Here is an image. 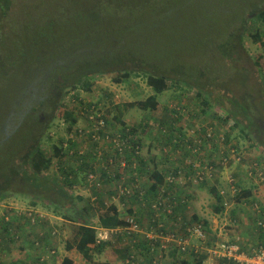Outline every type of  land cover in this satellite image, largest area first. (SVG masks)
<instances>
[{
    "label": "rangeland",
    "instance_id": "1",
    "mask_svg": "<svg viewBox=\"0 0 264 264\" xmlns=\"http://www.w3.org/2000/svg\"><path fill=\"white\" fill-rule=\"evenodd\" d=\"M263 1L10 0L11 4H7L0 12V19H7L8 21L7 25H5L7 21L4 22L5 26L0 30V34L5 40L12 39L10 36L14 34L11 28V19L16 20L17 30H21L22 24L27 23L30 18L40 19L42 25L48 18L51 19L56 15L60 23L57 38L58 47L57 41H54L52 48L47 45L46 49L42 51V47L34 55L27 51L29 57H23L22 54L18 53L19 59H17L13 69L10 65L11 60L8 61L6 56H3L5 58L3 62L8 63L7 67L9 66V69L0 67V120L4 118L7 109H9V125L11 128L16 127L20 115H23V112L18 110L19 106L26 103L27 110L31 89H36L37 92L43 90L42 84L44 83L42 82L41 73L47 70H53V73H56V69L53 67L54 61L56 65H71L69 67L76 69L73 71V75H80L85 72L86 65L89 63L104 66L102 67L106 71L104 74H96L90 77L93 84L92 89L89 92L81 90L78 95L82 101L100 105V108L107 115L109 114L108 117L111 119L117 113L115 110L116 105L121 107L124 104H135L152 94V90L146 83L147 73L156 70L166 72L168 73L166 76L180 79V81L181 77L186 78L191 81L190 90L179 82L180 84L170 87L158 96L159 105L155 112H142L136 106H133L124 112V122L134 126L138 131L140 128L144 132L146 131L145 134L140 133L139 135L138 133L137 135L142 140L143 158L149 171L154 165L159 169L164 167V153L173 161L177 159V162H179L182 157L185 160V154L182 151L186 148L165 147L164 138L159 132L161 129L158 130L160 128L159 123L161 125L166 124L168 127L173 125L175 130L173 134L182 133L189 136L191 133H195L197 127L212 122L213 133L218 138L215 141L219 142L217 144L221 149H223L222 141L224 138L222 134L224 131L225 134L228 133L230 142L227 150L235 148L234 150L243 155L244 158L240 162L241 164L237 163L238 159L236 157L231 158L230 164H226L225 168L221 167L222 173L211 181L224 192V209L222 213H213L212 206L215 205V200L206 188L202 189L200 187L201 184L186 187L189 203L184 212V217L188 220L192 215H196L200 221L206 222L207 225V228L204 227L206 238L204 240L198 239L199 242L193 237L191 248L194 250L196 248L200 255L209 250L205 257L208 258L209 255H212L211 248H215L217 243L219 244L221 241L230 243L237 241L240 247L246 245L248 250L252 246H259L263 242L259 240L261 229H257V226L262 222L264 224V215L258 214L257 211L264 210V180H250L255 185L252 186L246 179L249 175H242L250 167V164L252 165L255 162H258L264 172V150L261 145L255 144L253 132L250 135L253 141H250L245 133L242 136L237 128L230 129L233 125L231 119L226 124H222L216 119L217 116L227 115V108L231 109L225 99L229 95L220 88L219 84H207L220 78L224 82L222 84L233 87L234 81L238 79V76H234V74H237L236 70L246 69L244 73H246V77H250L248 81H254L256 75L260 83L259 86L262 85L264 88V77H258L254 66V62L258 60L264 75V49L261 48L259 43H254L250 37L248 38L245 35L239 50L241 56H239L240 58L236 57L238 60L228 59L219 54V52L221 53L219 47L225 42L227 32L237 26V22L244 15L243 12L248 7ZM63 19L68 25L62 23ZM8 31L10 36L6 35ZM252 31L254 32V30H251L253 34ZM1 43L4 45L3 48H8L6 42L1 40ZM15 58L13 56L12 61H15ZM127 64L128 66H126ZM118 71H121V73L128 71L130 73L129 77L122 80V82L121 80L119 83L114 82L113 77L117 75ZM192 82L196 85H203L204 92L200 97H196L195 84ZM260 87L254 88L257 93L260 92ZM205 91H208V96ZM72 93V90H67V95L62 96L61 102H67L66 97ZM207 97L210 110L202 103L203 99H207ZM179 103L186 108L188 116L184 120L180 117L175 123H172L169 118V110ZM255 104L258 103L251 105L252 118L262 119L264 126L263 107L258 106V108H255L253 107ZM63 108V105H61L58 110H55V120L49 130L51 141L46 143V137L41 140V145L48 155H51L52 145L58 143L56 138H61L66 133L68 122L64 121L61 113ZM74 112L75 110L72 111V113ZM58 114L61 116H58ZM22 118L23 116L20 120ZM256 127L259 130L260 140L264 142V131L259 128L258 124H256ZM170 136L172 137V133ZM15 146L16 142L11 137L7 139L0 137V182L3 181L4 176L2 177V174L7 173V158L14 151ZM201 154L203 157L198 156L197 162L208 159L206 157L207 150L206 153L202 152ZM148 160L151 161V164H148ZM56 162L57 159H53V163ZM66 163L65 166L76 167L79 161L74 158H67ZM57 169V166L53 165L49 174L45 173L43 175L56 176V174L58 175ZM231 174L241 177L240 181H242L243 186L251 185L254 187L252 199L237 202V199L233 196L235 193L229 184V175ZM76 183L77 189L70 191L73 198L70 204L71 208L74 209L75 204L79 208L89 207L86 210L88 216H85V213L83 219H79V222L87 218L89 220L87 224L92 223V220L99 222L100 217L107 214L105 210L111 208L113 204H116L119 211H121L123 204L109 200L112 184L106 183L105 191L103 189V192L98 194L95 209L92 211L88 200L91 190L85 189L83 171L79 172ZM143 185L148 186L149 184L145 182ZM34 194L36 192L32 190L29 194L11 195L5 198L4 201L11 203L12 206L20 210L30 209L28 206L34 202L36 210L50 212L48 208L50 204L45 197L55 199V195L42 193L41 198H35ZM102 201H106V206L103 209L100 207ZM138 205V202H135L134 206L138 207ZM34 212L39 213L38 211ZM71 213L73 212L71 211ZM256 215H260L262 222L257 219ZM142 216L145 218L146 213L143 212ZM43 217L44 221L52 226L58 221L56 220L57 217L49 213L44 214ZM56 225L59 227L56 228L60 233L59 244L61 249L65 248L67 242H75V234L71 224L57 223ZM142 229L145 231L144 228ZM139 237L143 239L144 234H136L135 238ZM126 246V240L117 241L107 248L102 247L98 253L92 252L91 259H83V262L84 264H105L108 261L107 256L110 255V252L117 253L120 249H126ZM247 246H250V248H247ZM61 251L63 252V250ZM105 252L109 253L104 255ZM118 254V258L123 260V264H127V252L123 256L120 252ZM143 254L152 259L155 257L154 252L151 253L152 256L145 251H143ZM136 255L141 261V254ZM59 257L58 253L55 257V264H57ZM184 257L188 259V254H175L172 258L169 255L167 257L165 254L162 264H180V260ZM34 258L35 251L26 242L24 243V239L21 242L14 241V244L4 241L0 243V264H25V261H31Z\"/></svg>",
    "mask_w": 264,
    "mask_h": 264
},
{
    "label": "trees",
    "instance_id": "2",
    "mask_svg": "<svg viewBox=\"0 0 264 264\" xmlns=\"http://www.w3.org/2000/svg\"><path fill=\"white\" fill-rule=\"evenodd\" d=\"M9 3L10 0H0V12H2L3 8ZM244 12L242 18L237 22V26L231 28L227 32L225 42L219 47L221 51L219 54L222 57L234 59L235 61L238 60L236 57L240 58L239 56H241V51L239 50L245 35L248 38L250 37L254 43H259L261 48L264 49V1L248 7ZM6 21L7 19H0V30L8 24V21ZM4 22H6L5 25ZM59 23L56 15L51 19L48 18L42 25L40 19L30 18L27 20V23L22 24L21 30H17L16 20L11 19V28L14 34L10 36L8 31L6 35L12 37V39L5 40L0 34V67L6 68L8 64L6 61L3 62V59H5L3 57L4 55L8 61L11 60L10 65L13 69L17 63V59H19L18 53L22 54L23 57H29L27 51L34 55L38 53V51H40L39 49L42 47V51L46 49L47 45L52 48L54 41H57L58 47L57 38L59 35ZM62 23L68 25L64 19ZM251 30H254V32L252 31L253 34ZM1 40L6 42L7 49L3 48L4 45L1 43ZM13 56L16 57L15 61H12ZM69 66L71 65H56L54 61L53 67L56 69V73H53V70H47L41 73L42 82L44 83L42 84L43 90L37 92L36 89H31L27 110L26 103L18 108V110L23 112V115H20L16 127L11 128L9 125V109H7V114L4 115V118L0 120V137L5 139L11 137L16 142L14 151L11 152L7 158V173L2 174V177H4L2 179L3 181L0 182V243L4 241L14 244V241L21 242L22 239H24V243L26 242L30 248H35V255L37 256L34 258V262L38 263L41 259L39 257L45 255L46 250L49 249L54 250L55 254L48 256V258L56 262L55 257L57 256L60 240V233L57 229L59 227L56 224L69 223L74 230L75 242L72 244L67 242L65 249L69 250L72 248V245L75 244V248L86 260L91 259L92 252H100L102 247L99 248V246H104L108 243L113 245L117 241L126 240L127 246L122 252L123 254L125 252L128 254L129 252L126 256H131L135 264H153L154 258L152 259L143 254V251H145L152 256L151 253H153L154 250H151V244L162 249L171 258L175 254H188V259H185V257L182 258L180 264H203L205 256L194 253V249L190 247H187L186 250L182 252L176 244L163 242L161 239L149 240L145 236L143 239H140V237L135 238L138 233H128L124 231V226L127 225L124 219L135 217L136 223H138L141 228L147 231H153L162 237L172 232L173 227H175L172 225L178 218H180L181 222L187 221L186 225L200 223L204 230V227L207 228L206 222L200 221L196 215H192L188 220L184 217V212L189 203L186 187L189 185L197 186L201 184L200 187L202 189L206 188L207 192H209L215 200V205L212 206L213 213H222L224 209V192L221 191L216 184L214 185V183H211V181L222 173L221 167L225 168L226 164H230L231 158L236 157L238 159V162H236L241 164L240 162L244 156L234 150L235 148L233 147H231L233 150H227L230 137L228 133L225 134V131L222 134L224 136L222 141L223 149L220 148L219 144H217L219 142L215 141L218 140V138L213 133L214 129L212 128V122L205 126L197 127L195 133H191L189 136L182 133L173 134V131H175L173 125L168 127L166 124L161 125V123H159L160 128L158 130L161 129L159 132L164 138L165 147L170 148L174 146L175 149H181V147L186 148V150L182 151V153L185 154V160H183L182 157V160L179 162H177V159L173 161V159L167 157L166 153H164V167L159 169L154 165L149 171L147 166H145L146 161L143 158L142 140L137 135L138 133L139 135L140 133L145 134L146 131L144 132L140 127L138 131L134 126L126 124L123 117L124 112L133 106H136L142 112H155L159 105V95L167 91L170 87H175L180 83H183V85L190 90L191 81L178 75L181 77L180 81V79L166 76V74H168L166 72L153 70L147 73L146 77L147 86L152 90V94L135 104H124L121 107L116 105L118 103L114 104L116 105L115 110L117 113L112 116L111 119L108 117L109 114L107 115L106 112L100 108V105L82 101L78 95L81 90L89 92L92 89L93 84L90 77L96 74H104L106 72L102 69L104 66L89 63L86 65L87 69H85V72H82L80 75H73V71L76 69H72ZM126 66H128V64ZM254 66L258 77L263 78V71L261 70L258 60L254 62ZM99 67H101V69H99ZM7 68L9 69V66ZM245 70L246 69L236 70L237 74H234V76H238V79L234 81L235 87L222 84L224 82L221 81L220 78L216 81L213 80L207 85L219 84V86H221L220 88L229 95L225 99L231 109L227 108V115L217 116L216 119L222 124H226L228 120L231 119L233 125L230 129L233 130L237 128L240 134L244 136L245 133V136H247L250 141H253V138L250 137L253 132L255 144L261 145L264 150V142L260 140L259 130L256 127V124H258L260 126L259 128L264 131L262 119L252 118L253 110L251 107L253 103L257 102L259 105L255 104L253 107L258 108V106H261L264 110V88L262 85L261 87L259 86L260 83L256 75L254 81H248L250 77H246V73H244ZM129 74L128 71L124 73L118 71L117 75L113 77V81L119 83L121 80L122 82V80L129 77ZM194 86L196 88V97H200L202 92H204L203 85L195 84ZM255 87L261 88L259 93L256 92V89H254ZM67 90H72L73 93L66 97L68 100L67 102H61L62 96L66 94ZM205 93L208 96V91H205ZM202 103L210 110L208 97L207 99H203ZM61 105L64 107L61 109L64 121L68 122L66 133H64L61 138H56L58 143L52 145L51 155H48L41 145V140L46 137V143L51 141L49 130L52 127V122L55 120V110H58ZM91 105L93 106L91 107ZM84 107H88L89 110L92 109L93 111H96L97 108L99 112L105 114L103 115L101 113L103 115L101 119L105 127H99L93 133H97L99 137L103 139L106 137V134L110 136L117 134V132L113 133L112 130L116 127L120 128L118 134L126 140V146L120 149L116 143L111 144L103 141L101 149L94 153L93 148L100 147L101 141L98 140L96 143H89L86 141H91L90 132L87 131L94 125V121L88 118L84 111ZM73 110H75L74 113H72ZM82 113L84 116L81 115ZM169 114L172 123H175L180 117L184 120V118L188 116L186 108H184L181 103L176 104L173 109H170ZM21 116H23L22 120H20ZM58 116L61 115L58 114ZM171 133L172 137L170 136ZM134 137H138V139L136 140ZM127 141L129 145L139 146V154L135 155L133 149L131 150L128 148ZM80 146H82V148L84 147L83 149L85 150L82 154L78 153L80 151ZM206 150V157H208V159L206 161L197 162L198 156L202 158L203 155L201 153H206ZM231 152H233L232 156H230ZM55 158L57 162L53 163V159ZM67 158H74L76 161H79V164H77L76 167L65 166L67 164ZM122 162L125 163L124 169L121 168ZM147 162L151 164V161L148 160ZM53 165L57 166L58 175H43L45 173L49 174ZM91 166L98 167L101 173L99 177L101 176V178H103L102 189L99 192L91 191V195L88 196L90 210L92 211L95 209V201L91 200V198L102 193L103 189L105 191L106 183L112 184L113 191L111 192V197L115 193H118V186L113 187L114 182L121 180L125 181L126 179L131 182L132 177H136L139 181V190L144 192L141 196L144 205L140 202L137 192L135 191L134 194V191L131 189L129 194L124 193L122 195L123 198L119 199V203L123 204L121 211H119L116 204H113L111 208L105 210L107 214L99 219L101 226L105 229L118 228L122 230L112 234L110 240L103 242H97L94 229L87 224V222H89L88 218L79 222V219H83L85 213V216H88V211L86 210H88L89 207L79 208L77 207L78 205L75 206V204V208L73 209L70 206L73 201L70 191L77 189L76 181L79 172L83 171L85 175L86 170ZM181 173H184L186 178V183L183 186L177 183L174 184V186L166 185L165 180L167 178L173 180ZM244 175H249L246 179L252 184V180L261 179L264 176L263 168L258 165V162H255L252 165L250 164L247 171H244L242 176ZM187 177H190V179ZM240 178L241 177L235 174L229 175V184L232 191L235 193L233 196L237 199V202L252 199V190H254L252 186H255L253 184L252 186H243ZM145 182L149 185H143ZM84 186L86 189L87 186L85 181ZM162 188H164L165 191L160 199L161 204L157 205L156 213L160 214L157 218L151 207L153 201L157 200V197L160 196L159 194H161L160 190ZM32 190L36 192V194H34L35 198H41L42 193H52L55 195V199L48 198V196L45 197V199L49 201L50 205L48 208L50 212L36 210V204L34 202L28 206L32 210H20L12 206L11 203L4 201L5 198L11 195L29 194ZM110 197L109 200H111ZM163 199H165L164 202H162ZM137 201L139 205L135 207L134 204ZM169 202L175 203L172 208L168 206ZM100 205L104 207L103 203H100ZM70 210L73 213H71ZM34 211H38L39 213H35ZM143 212L146 213L145 218L142 216ZM48 213L57 217L56 220L59 219L60 221L52 226L47 221H44V217H39L40 214L44 215ZM257 213L264 215V210H258ZM31 219H34V221H31ZM257 219L261 221L260 215L257 216ZM159 225H162V227H159ZM257 227V229H261L259 240L262 241L263 244L254 247L255 249L259 247L264 248V239L262 238L264 237L263 222L259 223ZM185 228L186 227H181L180 230L184 231ZM53 231H55V233L52 234ZM192 238L190 239V245L192 244ZM194 238L196 241L198 240L197 237ZM198 241L200 242V240ZM91 245H93V250L91 249ZM247 248L250 247L247 246ZM255 249L248 250L246 249V245L241 246V250L248 253H251L252 250ZM136 254H141V261ZM164 257L165 254L160 260H164ZM47 260L48 259L44 260L40 264H45L48 262ZM156 262L159 264V259H157ZM60 264L73 263L67 258H63ZM222 264L230 263L224 262Z\"/></svg>",
    "mask_w": 264,
    "mask_h": 264
},
{
    "label": "built area",
    "instance_id": "3",
    "mask_svg": "<svg viewBox=\"0 0 264 264\" xmlns=\"http://www.w3.org/2000/svg\"><path fill=\"white\" fill-rule=\"evenodd\" d=\"M93 105H91L92 107ZM84 111L86 113V115L88 116V118L92 121H94V125L91 126V128L87 131L90 132V140H86L89 143H96V141L100 140V147H95L93 148L94 153L99 151L102 147V143L103 141L107 142V143H111L114 144L116 143V145L121 149L122 147L126 146V140H124L121 135L118 134L119 129H114L112 130L114 134L112 136L106 134V137H104L103 139H101V137H99V135L97 133H93L94 131H96V129H98L99 127L103 128L105 127V124L103 123V120L101 119V116L105 115L103 112H99V109L96 108V111H93L92 109L89 110L88 107H84ZM103 115H102V114ZM83 115V113L81 114ZM84 116V115H83ZM134 139H138V137H134ZM127 146L128 148H130L131 150L133 149V153L135 155L139 154V146L138 145H129L128 141H127ZM82 146H80V151L78 152L79 154H82L83 152H85V150L82 148ZM233 152H231L232 154ZM125 167V163L122 162L121 163V168L124 169ZM99 174H101L99 172L98 167L96 166H91L88 167V169L85 172L84 178H85V184L87 186V190H91V191H97L99 192L103 185H102V180L103 178H101V176L99 177ZM188 179H190V177H187ZM201 179V178H199ZM262 179V178H261ZM138 180L136 177H132L131 182L128 181L127 179L125 181L121 180L118 182H114V187L118 186V193H115L114 195H112L110 197V199L114 202H119L120 198H123V194H129L131 192V189L137 192V196L140 200V202H142V205H144L143 200H142V195H143V191L139 190V186H138ZM166 185H173L174 184H179L180 186H183L186 183V178H185V174L181 173L179 174L175 179H171V178H167L165 180ZM124 186V187H122ZM165 189L162 188L160 190L161 194H159L160 196L157 197V200L153 201V205H152V209L155 212V215L158 216L160 214L156 213V209H157V205H160V199L162 194L164 193ZM139 192V193H138ZM98 198V194L97 196L92 197L91 199L93 201L97 200ZM165 199L162 200V202H164ZM96 202V201H95ZM138 202V201H137ZM175 203L174 202H169L168 206L169 207H173ZM103 205L106 206V201H103ZM170 209V208H169ZM40 218H43V215L40 214L39 216ZM7 220V218H6ZM135 217H128L125 218L124 221L126 222L127 225L124 226V231L128 232V233H138V234H144V236L146 238H148L149 240L151 239H161L163 242H167V243H174L176 244V246H178V248L183 252L186 250L187 247L191 248L190 245V239L192 237H197L200 240H204L206 238V235L204 233V230L202 228V224L200 223H193L191 225H186L187 221L185 222H181L180 218L177 219V221L172 225L175 226L172 229V232L168 233L167 235H165L164 237H162L161 235L156 234L153 231H143L141 230L142 228L139 226L138 223H136L135 221ZM31 221H34V219H31ZM159 227H162V225H159ZM181 227H186L184 229V231L179 232ZM122 229H105L102 226H97L95 228V233H96V240L97 242H103V241H107L111 239L112 234L121 231ZM55 233V231L52 232V234ZM155 245L151 244V248L152 250L154 249ZM212 249V255H209L206 263L205 264H215V262L220 261V262H227L230 264H264V248L259 247L255 250H252L251 253L248 252H244L241 250V247L239 246L238 242H228V241H221L219 244L217 243L215 248H211ZM209 252L206 251V253ZM194 253H198L197 249L195 248ZM206 253L202 254L203 256L206 257ZM55 251L52 249L46 250V254L44 255V259H40L38 261V263L33 262L30 264H40L42 263L44 260H46L48 258V256L54 255ZM200 254V253H198ZM41 258V257H39ZM127 264H135L134 260L132 259L131 256L128 257ZM204 264V263H203Z\"/></svg>",
    "mask_w": 264,
    "mask_h": 264
},
{
    "label": "crops",
    "instance_id": "4",
    "mask_svg": "<svg viewBox=\"0 0 264 264\" xmlns=\"http://www.w3.org/2000/svg\"><path fill=\"white\" fill-rule=\"evenodd\" d=\"M114 187V186H113ZM112 191H113V188H112ZM92 200V199H91ZM96 201V200H95ZM97 202H95V204H96ZM102 203H103V201H102ZM100 207H101V209H103L104 207L102 206V205H100ZM60 220L58 219V221L57 222H59ZM100 221V220H99ZM90 224V227L92 228V229H94V231H95V228L97 227V226H99L100 225V222H98V221H94V220H92V223H89ZM101 226V225H100ZM263 239H264V237H262ZM123 241H125V240H123ZM198 241V240H197ZM72 244V243H71ZM115 244V243H114ZM109 246H112L111 244H106V245H104V246H99V248H101V247H105V248H107V247H109ZM115 246V245H114ZM250 247V246H249ZM98 248V249H99ZM33 249H34V251H35V248L33 247ZM91 249H93V245H91ZM251 249H255V247L254 246H252V248ZM61 250H63V252L61 251ZM152 250V249H151ZM154 255H155V257H154V260H153V264L155 263V264H158L157 262H156V260L157 259H159V264H162L163 263V259L162 260H160V258H162L163 257V254H166L167 255V257H168V254L166 253V252H164L162 249H159V248H157V247H154ZM29 251V250H28ZM105 251V250H104ZM120 252V254L123 256V252H122V250L120 249V251H118L117 253L116 252H110V255H108L107 256V258H108V261L105 263V264H123V260H121V259H119L118 258V256H119V253ZM245 252V251H244ZM59 253V260L57 261V264H60L61 262H62V259L63 258H67L68 260H70V261H72V263L73 264H84V262H83V259L84 260H86L83 256H82V254L75 248V244H73L72 245V248H70L69 250H66L65 248H63V249H61V247H60V244L58 245V252H57V254ZM109 252H105L104 253V255H107ZM117 254V255H116ZM159 254V255H158ZM36 256L37 255H35V258H36ZM41 259H44V255H41ZM48 260V262H46L45 264H55L56 262H53V260H51V259H49V258H47ZM186 259V258H185ZM206 260H207V258H205V260H204V264L206 263ZM55 261V260H54ZM26 262V263H25ZM24 263L25 264H30V263H33L34 262V260H31V261H25ZM223 262H220V261H217V262H215V264H222Z\"/></svg>",
    "mask_w": 264,
    "mask_h": 264
},
{
    "label": "clouds",
    "instance_id": "5",
    "mask_svg": "<svg viewBox=\"0 0 264 264\" xmlns=\"http://www.w3.org/2000/svg\"><path fill=\"white\" fill-rule=\"evenodd\" d=\"M230 156H232V154H230ZM230 156H229V157H230ZM262 180H264V176L262 177Z\"/></svg>",
    "mask_w": 264,
    "mask_h": 264
}]
</instances>
